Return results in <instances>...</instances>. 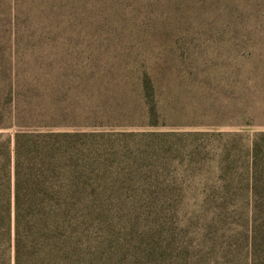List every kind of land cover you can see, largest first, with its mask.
<instances>
[{"label": "rangeland", "instance_id": "rangeland-1", "mask_svg": "<svg viewBox=\"0 0 264 264\" xmlns=\"http://www.w3.org/2000/svg\"><path fill=\"white\" fill-rule=\"evenodd\" d=\"M9 123L79 134L76 264H264V0H0Z\"/></svg>", "mask_w": 264, "mask_h": 264}, {"label": "trees", "instance_id": "trees-1", "mask_svg": "<svg viewBox=\"0 0 264 264\" xmlns=\"http://www.w3.org/2000/svg\"><path fill=\"white\" fill-rule=\"evenodd\" d=\"M14 125L0 124V264H76L79 134Z\"/></svg>", "mask_w": 264, "mask_h": 264}]
</instances>
